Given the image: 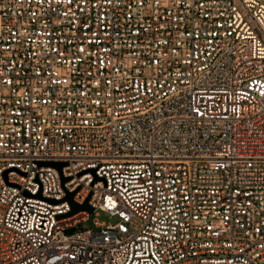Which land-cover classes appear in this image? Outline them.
I'll list each match as a JSON object with an SVG mask.
<instances>
[{"label":"built area","instance_id":"1","mask_svg":"<svg viewBox=\"0 0 264 264\" xmlns=\"http://www.w3.org/2000/svg\"><path fill=\"white\" fill-rule=\"evenodd\" d=\"M0 264H264V0H0Z\"/></svg>","mask_w":264,"mask_h":264},{"label":"water","instance_id":"2","mask_svg":"<svg viewBox=\"0 0 264 264\" xmlns=\"http://www.w3.org/2000/svg\"><path fill=\"white\" fill-rule=\"evenodd\" d=\"M41 165L54 167L59 172H61V168L63 167L64 163H41ZM68 180H69V178L61 177L62 184H64ZM76 192H77V189L74 190L73 192H68L66 194L65 198L63 199V200L68 201L70 204V207H71L70 212L64 216H71V215H73L77 212H80V211H86L89 214H92L93 208L88 204L89 197L84 201L83 204H77V203L73 202L72 198ZM37 197H40V193H38ZM51 202L55 203L56 201L51 200ZM57 218H61V216H58Z\"/></svg>","mask_w":264,"mask_h":264},{"label":"rangeland","instance_id":"3","mask_svg":"<svg viewBox=\"0 0 264 264\" xmlns=\"http://www.w3.org/2000/svg\"><path fill=\"white\" fill-rule=\"evenodd\" d=\"M95 221H99V222L107 224L109 222H113L114 220L109 218L108 214L99 211V212H97V215H95V213L90 214L87 221L83 222L79 227H75V228L66 230L65 234L69 235L74 230H86V229L96 230V226L94 224Z\"/></svg>","mask_w":264,"mask_h":264}]
</instances>
